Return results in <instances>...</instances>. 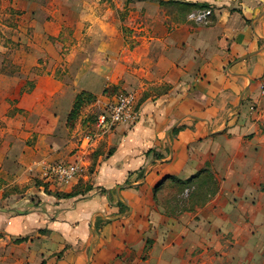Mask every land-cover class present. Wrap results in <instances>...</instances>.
<instances>
[{"label":"crops","instance_id":"crops-1","mask_svg":"<svg viewBox=\"0 0 264 264\" xmlns=\"http://www.w3.org/2000/svg\"><path fill=\"white\" fill-rule=\"evenodd\" d=\"M263 72L264 0H0V264H264Z\"/></svg>","mask_w":264,"mask_h":264},{"label":"built area","instance_id":"built-area-1","mask_svg":"<svg viewBox=\"0 0 264 264\" xmlns=\"http://www.w3.org/2000/svg\"><path fill=\"white\" fill-rule=\"evenodd\" d=\"M211 9L209 8H198L191 11L188 18L195 23H204L208 20L211 15ZM259 94L264 97V72L258 80ZM251 110L254 106L250 107ZM138 120V108H137V97L133 92H125L118 94L108 104L105 111L99 113L94 120V126L97 129L108 128L112 124L118 123H135ZM94 135L87 132L83 135V139L86 143H91ZM81 165L78 161L71 163H58L48 165L46 168V176H51L58 179L61 182H69L76 178ZM185 193L187 191L185 190Z\"/></svg>","mask_w":264,"mask_h":264},{"label":"trees","instance_id":"trees-1","mask_svg":"<svg viewBox=\"0 0 264 264\" xmlns=\"http://www.w3.org/2000/svg\"><path fill=\"white\" fill-rule=\"evenodd\" d=\"M88 98V96H86L85 92H81V93H78L76 98H75V101H74V104H73V108L71 110V112L69 113L68 115V119L69 120H72L75 116H76V112L77 110L79 109L80 105L83 103V101ZM74 194V193H73ZM73 194H66L64 195L65 197H68V196H71Z\"/></svg>","mask_w":264,"mask_h":264},{"label":"rangeland","instance_id":"rangeland-1","mask_svg":"<svg viewBox=\"0 0 264 264\" xmlns=\"http://www.w3.org/2000/svg\"><path fill=\"white\" fill-rule=\"evenodd\" d=\"M81 106H82V104L80 105V107H81ZM92 116H93V115H92ZM92 116H91V117H92ZM83 140H84V139H83Z\"/></svg>","mask_w":264,"mask_h":264}]
</instances>
